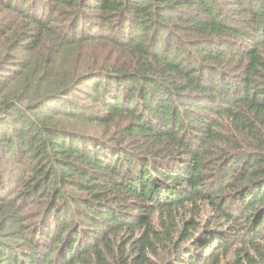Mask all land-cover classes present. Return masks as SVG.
I'll return each instance as SVG.
<instances>
[{
    "label": "trees",
    "instance_id": "16d2710c",
    "mask_svg": "<svg viewBox=\"0 0 264 264\" xmlns=\"http://www.w3.org/2000/svg\"><path fill=\"white\" fill-rule=\"evenodd\" d=\"M0 264H264V0H0Z\"/></svg>",
    "mask_w": 264,
    "mask_h": 264
}]
</instances>
